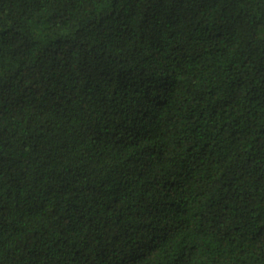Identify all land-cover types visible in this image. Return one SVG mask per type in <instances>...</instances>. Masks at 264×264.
Instances as JSON below:
<instances>
[{"label":"trees","instance_id":"16d2710c","mask_svg":"<svg viewBox=\"0 0 264 264\" xmlns=\"http://www.w3.org/2000/svg\"><path fill=\"white\" fill-rule=\"evenodd\" d=\"M0 264H264V0H0Z\"/></svg>","mask_w":264,"mask_h":264}]
</instances>
